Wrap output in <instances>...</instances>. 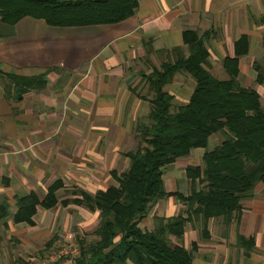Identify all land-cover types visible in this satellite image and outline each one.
<instances>
[{
  "label": "crops",
  "instance_id": "1",
  "mask_svg": "<svg viewBox=\"0 0 264 264\" xmlns=\"http://www.w3.org/2000/svg\"><path fill=\"white\" fill-rule=\"evenodd\" d=\"M243 2L137 0L129 16L113 23L58 26L28 15L10 25V31L0 23V203L7 206L0 229L23 227L32 236L33 229L46 231L42 220L53 210L63 226L65 220L84 225L81 217L96 215V209L83 203L61 200L114 183L110 170L128 166L122 152L134 147L135 123L146 116L148 107L136 89L140 72L157 66L175 46L187 50L181 36L185 28L205 32L203 43L209 50L205 40L212 27L219 30L216 46L228 55L233 54V40L246 34L247 52L238 57V74L242 72L241 60L252 50V36H257L262 50L264 32L260 20L264 13L249 24L250 29L245 16L238 23L230 19L226 9ZM250 4L259 6L253 0ZM252 63L246 75L254 85H242L255 89L264 107V76L255 81ZM7 74L41 77L13 79ZM203 150L193 147L185 158L167 165L169 179L162 172L165 190L189 189L184 167L200 164ZM56 178L62 184L55 190L53 206L36 205L32 224L11 220L17 196L33 191L41 199ZM239 202V212L228 223L211 217L204 231L195 219L186 223L179 242L186 247L195 242L191 264H264V180L257 181ZM154 207L158 216H168L184 205L168 195L157 199ZM147 217L139 223L149 222Z\"/></svg>",
  "mask_w": 264,
  "mask_h": 264
},
{
  "label": "trees",
  "instance_id": "2",
  "mask_svg": "<svg viewBox=\"0 0 264 264\" xmlns=\"http://www.w3.org/2000/svg\"><path fill=\"white\" fill-rule=\"evenodd\" d=\"M136 6L137 0H0V23L12 25L25 15L58 26L113 23L129 16ZM260 20L264 23V15ZM204 33L183 29L186 52L175 46L170 50L172 58L168 53L157 66L140 72L151 93L146 120H138L134 127V147L122 152L128 166L110 170L115 182L91 194L80 190V197L61 200L97 210L93 238L87 240L86 232L76 237L77 253L70 264H191L195 242L187 248L182 242H171L169 236L181 238L185 224L193 219L200 221L202 231L211 217L228 223L239 212L240 199L264 180V107L257 91L237 79L238 57L247 52V36L242 33L233 40V54L221 59L226 76L219 78L205 67ZM261 45L263 64L252 63L256 82L264 76V32ZM179 72L190 76L193 85L186 100L171 109L173 93L164 86ZM217 131L222 138L208 148L209 135ZM193 147L204 150L200 164L184 167L189 189L185 193L165 190L164 167L185 157ZM61 184L59 178L54 179L41 199L33 191L17 196L11 220L32 224L36 205L53 206ZM168 195L183 203V209L168 216L155 215L150 229L141 227L139 222L148 209ZM6 207L0 203V216Z\"/></svg>",
  "mask_w": 264,
  "mask_h": 264
},
{
  "label": "rangeland",
  "instance_id": "3",
  "mask_svg": "<svg viewBox=\"0 0 264 264\" xmlns=\"http://www.w3.org/2000/svg\"><path fill=\"white\" fill-rule=\"evenodd\" d=\"M258 2L259 6L252 7L250 2L252 0H246V3L243 2L241 6H237L235 8H227L226 10L230 9L229 16L230 19H233L235 23H238L239 18L242 19L245 16V21L248 29H250L249 24L255 22V19L262 13H264V0H253V2ZM227 15V12H226ZM244 20V19H243ZM5 30H11V26L4 24ZM211 32L209 37L205 40L206 45L208 46V57L205 63V67L208 69V71L213 74L216 77L223 78L225 77V73L222 69L221 65V58L223 54L227 53V50H219V48L216 46L218 44L217 36L219 34V30L211 28ZM200 32V30H199ZM221 33V32H220ZM234 32H232L230 35H233ZM222 36V35H221ZM253 38V47L250 53L247 56H244L241 60V69L242 72L238 74V81L240 84H250L252 81H250L249 74L246 75V73H249V65H251L252 61H257L259 63H263L262 60V50L260 49L259 40L257 39V36H252ZM186 52V50H183ZM171 53V51H170ZM169 58L173 57V54L171 53ZM248 70V71H246ZM147 70L146 72H148ZM142 80V81H141ZM138 85L136 86V89H138L137 93H140L146 97L147 100V106H148V97L151 96V93L147 91L146 83L141 78ZM193 85V80L190 76L186 75L185 73H176L172 77V80L165 84L164 89L169 90L173 93V99H172V106L173 107L179 103H182L186 100L188 94L190 93V90ZM254 85V82L251 84V86ZM262 90V89H261ZM263 93V91H261ZM264 98V96H263ZM264 102V101H263ZM148 109V107H147ZM140 120H146V116H144ZM137 123V121H136ZM135 123V125H136ZM135 127V126H134ZM222 138V135L220 132H214L209 135L207 140V147H212L214 144L218 143L220 139ZM195 151V149H193ZM185 157H180L179 159H183ZM164 167L163 170V177L169 179V170ZM125 169V166L117 168V171H121ZM179 173H182L181 168H179ZM166 179V180H167ZM68 192H64L66 194ZM72 207V206H70ZM75 210L79 209L76 207H73ZM79 211V210H78ZM147 218H150L149 222L147 219L143 220V222H148L149 229L153 225L154 216L157 215L155 213V207L154 204L148 209ZM145 214V216H147ZM88 217V218H87ZM38 218V215H37ZM82 220H84V225L80 224V221H76L75 223H69V220H65L66 224L65 226L61 225L60 218L56 214V211L53 210L50 214H48L42 222L47 223V229L46 231H41L37 229H33L29 231V234L32 236H28L26 234V229H22L23 227H19L16 229H0V264H36V261L40 258L44 257L48 251L51 249H55L60 243H62V240L60 239V234L64 230H71L74 233L75 242L76 237H80L82 233L86 232L85 238L87 240L93 238V235L91 234L92 229L95 227L97 223V213L96 215H87L86 219L81 217ZM145 223H139L141 227L146 228ZM151 223V224H149ZM196 223L201 226L200 221L196 220ZM186 225V224H185ZM171 242L174 241H181V238H176L175 236L170 235L169 236ZM200 238V235H199ZM77 243V242H76ZM190 247V245H187V248ZM193 249V248H192ZM191 249V250H192ZM70 258H62L59 259L56 264H70Z\"/></svg>",
  "mask_w": 264,
  "mask_h": 264
},
{
  "label": "built area",
  "instance_id": "4",
  "mask_svg": "<svg viewBox=\"0 0 264 264\" xmlns=\"http://www.w3.org/2000/svg\"><path fill=\"white\" fill-rule=\"evenodd\" d=\"M60 243L55 249L46 253V255L36 261V264H52L62 258L72 259L77 253V245L74 233L71 230H64L60 234Z\"/></svg>",
  "mask_w": 264,
  "mask_h": 264
}]
</instances>
